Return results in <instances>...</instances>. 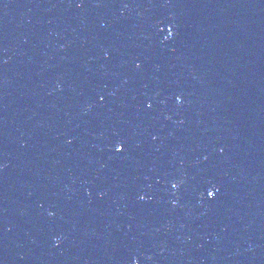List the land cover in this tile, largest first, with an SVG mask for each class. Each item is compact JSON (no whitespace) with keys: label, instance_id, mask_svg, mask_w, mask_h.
Here are the masks:
<instances>
[{"label":"water","instance_id":"water-1","mask_svg":"<svg viewBox=\"0 0 264 264\" xmlns=\"http://www.w3.org/2000/svg\"><path fill=\"white\" fill-rule=\"evenodd\" d=\"M0 264H264V0H0Z\"/></svg>","mask_w":264,"mask_h":264},{"label":"snow or ice","instance_id":"snow-or-ice-1","mask_svg":"<svg viewBox=\"0 0 264 264\" xmlns=\"http://www.w3.org/2000/svg\"><path fill=\"white\" fill-rule=\"evenodd\" d=\"M169 32H171V29H169ZM124 150H125V149H124V146H123L122 143H118V144L116 145V151H117V152H122V151H124ZM172 187L175 188V187H177V185H176V184H173ZM207 195H208L209 197H213V196L215 195V192L212 191V190H209L208 193H207ZM141 199H143V197H141Z\"/></svg>","mask_w":264,"mask_h":264}]
</instances>
